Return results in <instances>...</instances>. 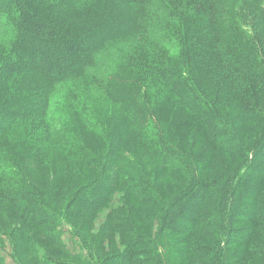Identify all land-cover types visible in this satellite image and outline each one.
I'll return each mask as SVG.
<instances>
[{"label": "trees", "instance_id": "1", "mask_svg": "<svg viewBox=\"0 0 264 264\" xmlns=\"http://www.w3.org/2000/svg\"><path fill=\"white\" fill-rule=\"evenodd\" d=\"M242 18L250 23V31L242 26ZM101 53L110 58L118 54L120 70H131L133 77L107 78ZM86 79L91 91L119 107L141 144L166 170L183 172L163 133L147 115L154 93L160 91L170 93L168 99L188 110L205 136L217 141L225 153L246 161L253 148L243 143L223 115L231 105L242 116L264 120V0H0V96L4 98L0 102V209L16 213L20 230L37 229L55 243L61 239V221L88 217L109 202L118 188H124L140 206H162V199L138 175V169L126 157L119 159L108 151L94 179L58 211L50 206L45 192L26 182L14 160L1 153L6 150L4 142L25 137L21 131L25 122L37 130L45 127L47 96L37 92L35 82L51 88ZM142 90L141 97L136 96ZM143 124L147 126L139 128ZM256 146L246 171L231 179L224 219L232 234L260 247L264 137ZM63 148L59 144V150L53 149L61 152ZM114 163L119 167L113 168ZM123 171L137 176L122 182ZM193 189L166 209L169 227L179 218L199 220L198 207L206 198L198 187ZM118 232L127 244L121 264H137L134 258L142 253L138 241L145 237L131 225ZM234 239L228 246L248 243ZM231 252L227 259L232 264L247 262V249ZM217 255L222 264V254ZM260 259L264 263V257Z\"/></svg>", "mask_w": 264, "mask_h": 264}, {"label": "rangeland", "instance_id": "2", "mask_svg": "<svg viewBox=\"0 0 264 264\" xmlns=\"http://www.w3.org/2000/svg\"><path fill=\"white\" fill-rule=\"evenodd\" d=\"M242 20V26L250 31V23ZM108 55H99L104 61V75H109L107 78L114 74L119 80L133 77L131 70H120L118 54H114L116 58ZM35 85L38 93L44 91L47 96L45 127L37 130L25 122L21 128L25 137L4 142L6 150L1 153L14 160L32 188L45 192L52 208L62 210L77 190L94 179L108 151L119 159L126 157L127 163L138 169V175L142 174L162 199V206H140L124 188H118L109 202L88 217L61 221L58 243L37 229L20 230L16 213L0 209V264H121L127 244L118 228L129 225L145 237L138 241L137 249L142 253L134 258L137 264H219L217 254L220 253L222 264H232L227 259L231 250L236 253L241 249L248 251L243 252L247 261L244 264H264L260 259L264 257V239L257 238L262 243L260 247L249 243L246 237L232 234L234 230L230 231L224 219L231 197V179L246 171L251 154L264 137V120L259 116H242L231 105L227 114H222L243 143L253 148L245 161L225 153L217 141L207 138L193 115L178 102L168 99L170 93L155 92L152 110L147 115L174 151L175 163H181L183 172H180L166 170L147 152L119 107L91 91L88 79L51 88L40 87L39 82ZM148 85L153 86L152 81L148 80ZM143 91H136V96L141 97ZM3 99L0 96V102ZM59 144L64 147L61 152L53 149L59 150ZM34 151H38L36 155ZM122 164L127 166L126 161ZM112 167L119 165L114 163ZM182 173L191 177L185 178ZM136 176V172L129 176L123 171L121 180ZM194 187L206 198L202 208L198 203L195 206L200 210L199 220L179 218L180 222L169 227L166 209L176 199L195 190ZM190 221H200V224L193 226ZM193 229V233L185 234ZM233 238L248 243L228 246ZM202 246L207 250H201Z\"/></svg>", "mask_w": 264, "mask_h": 264}]
</instances>
